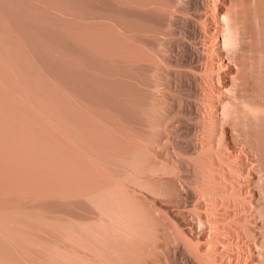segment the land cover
I'll list each match as a JSON object with an SVG mask.
<instances>
[{
  "label": "bare ground",
  "instance_id": "1",
  "mask_svg": "<svg viewBox=\"0 0 264 264\" xmlns=\"http://www.w3.org/2000/svg\"><path fill=\"white\" fill-rule=\"evenodd\" d=\"M21 1L25 2V4L32 3V14H30L28 10H25V8L21 10L23 12L19 13L18 10H13L12 5H10L12 8H10V6L2 8V5L0 4V11L2 10L6 12L4 14V19L7 20L8 23L6 24V28H10L12 32L19 36L18 42L22 45V49H24L25 54L29 52L34 53L38 50V65L40 69L36 77L39 76L40 78L42 77L41 79L44 78L46 83H53L55 81L56 84H54V86L57 85L55 87L57 89H72L83 92L81 90L88 89L89 86L96 87V85L91 83V81L95 82L100 74L97 76V71L94 70L93 66L80 62L77 55L74 60L66 59L65 55L68 51L72 54L74 53L72 56L73 58L75 54H80L84 57L96 55L98 61L105 66L112 68L117 64L113 61V58H110L111 53H109V49H104L105 58L99 57L97 56V51L94 52L93 48H91L92 50L89 49L91 46L88 47L87 45L86 47H83V45L73 43L71 39H69L66 35H63L62 30L60 33V30H57V28L55 29L56 31L50 28L53 24H57L61 25V27L67 26L66 28H68V25H71L70 29H72L75 27L73 24L77 25L81 22L82 25V23L84 24L83 21L92 19L80 16L79 12H77L78 9L75 10L72 4V7H66V4L64 7H61L59 5L62 3H58V5L57 2H54V5H50L46 3L47 0ZM126 2L129 7L132 6V4L139 7L138 9H135L134 7L128 8L127 13L131 16H141L146 21V25L143 26V30H140L143 34L135 33L134 31H137L136 29L129 31L122 27L115 21V17L110 15V10H107L110 14L107 15L108 17H105L109 20L101 22L102 24L109 23V25L113 26L115 29L114 32H117L121 36L125 37L128 43L135 40V37L137 38L138 35L135 34H139L140 36H138V41H140V43L142 42L141 44H144L146 48H148L150 44H152L150 38H155L156 41L154 43L157 52L156 54L161 56L160 61L157 64V70L160 74L157 75L156 72V83L160 89L161 95H155L151 111L138 107V104L133 101V97H131V95H128L125 99V103H123L127 109L129 124L131 125V128L133 126L136 129L135 132L137 134V140L134 135L128 134L131 136L128 139L129 143L127 145V149L124 151H118L116 156L119 159L125 160L131 164V171L127 174L138 175L139 179H136L138 180L137 182L145 188H148L144 184L146 183V179H143L141 175L144 174L145 170L150 173L155 172L157 170L155 165H157V167L159 165L163 171H168L170 179L164 183L165 188L160 190L156 187L154 188L153 183L150 184L153 189L148 188L153 193L157 195H164L167 198L171 196L173 197L172 193L174 189L177 192L175 201H170L169 203H165V205L161 203V207L151 206L154 216L166 224V231H163L162 233L164 244L160 247H175L173 250L171 249L172 251L168 249L169 258L172 260L171 262L173 264H224L214 259L213 247H222L233 250L225 251L226 253H232V256H228V263L235 260L233 254H235V256L236 254H239L236 259L238 263L241 262V264H248V261L250 260L251 264H264L260 261V257L262 258L261 247H264V238L257 229L261 226L255 222L256 214L262 210V205L260 204L262 192L255 187L257 183L255 172L259 169L255 167L251 158V147L242 145L238 139L239 136H235L229 128L225 130L224 126V122L228 120L227 118H230V114H232L231 112L234 110L237 113V111L232 108H234L233 104H235V101L240 99L237 83L241 78L240 68L242 66L244 44L248 39L245 20L241 19L239 12H233L232 9V6L237 4L235 3L236 0H126ZM19 3L21 4V2ZM73 4H75V2ZM69 5L70 4H68V6ZM178 17H182V20ZM42 20L43 23L41 22ZM46 22H53V24L48 26L49 23ZM87 24L90 25V23ZM98 24H100V21ZM78 26L79 25H77V27ZM100 26L103 25L100 24ZM163 28H167L166 33L163 32ZM31 36L33 38H31ZM34 42H36L37 47H35ZM176 42L178 44H176ZM5 55L8 56L7 60L12 58V62L10 61V63L13 65V68L17 69L20 74L18 75V78L20 77V82H22L24 86L22 87L19 85L16 80L14 81L17 83L12 84L10 81L3 78L1 73L0 94H5L6 97L12 100L11 105L14 103V105L19 107V109L23 110L19 120L22 119L23 122L29 123L30 128L33 125L34 127L32 128H35L34 131H37L38 135L39 133H43L47 136L46 140L49 138H55V140H58L63 147L70 151L72 150L79 155H82V153L85 155L86 151L88 153V149H91L92 147L83 141V133L80 131L81 129H78L79 127L77 125L78 121L80 122L82 119L77 120L76 118H80L77 114L81 112L80 110H82V107L85 108L82 101L85 97L88 99V96H85L82 93L80 96L78 94L76 98L79 103L81 102V105L78 106V102H75L73 105H71V102L69 103L70 106L67 115L71 118H65L64 115L59 118V114L56 115L55 112V107L58 106V103L54 102L56 99L55 97L47 95L48 97L51 96L50 98L46 97L49 99V102L41 95L42 98L37 97L38 99H42L38 103H33L29 99L27 89L25 88L28 86L27 84L29 80L25 77V75H28L27 77H29L32 73L26 69L27 66H23L25 64L22 60H19V58L15 59L16 54H14L8 48L7 44H4V41H1L0 39V57H5ZM174 61L176 63L185 64L188 69L183 73L174 72L170 67V64H173ZM8 63L9 62L7 61V63L4 64H7L8 66ZM4 64H2L3 67H5ZM3 67L1 68L3 69ZM192 74L196 79L195 82L201 88V92L205 98L201 103L196 104H194V102L192 103L189 97H187V99L183 98L185 105L180 111V115L183 116L185 120L193 114L197 115V119L200 120L199 125H201V133L197 141L188 139V137H174V131L178 130V128H186V121L182 120L179 124L177 123V126L176 124H174V126L172 124L173 121H171L172 113L168 112L166 109V107L172 106L173 99L168 96H171L170 93H172V91L174 94L177 93V87L179 85L178 82H181L180 80L183 79L187 80L188 77L192 76ZM109 76L112 75L109 74ZM30 77H33L32 79H34V76L31 75ZM47 78L50 79V81L47 80ZM32 82L34 83H32L34 87L36 86V83L39 85V82L37 81L34 82L33 80ZM102 82L104 81L102 80ZM123 82L128 87V93L136 92V88L140 87V84L143 85L141 79L139 80L132 76H127V79ZM29 83H31V81ZM48 85H50V83ZM54 86L52 84L53 88ZM38 87L40 89V86ZM141 87L142 91H148V88H144L143 86ZM41 93H45V91H41ZM35 94L38 95L39 93L35 91ZM46 94L49 93L46 92ZM52 97L55 98L53 101L50 100ZM45 100L49 103L47 101L45 102ZM51 101L56 103V105H52L53 103ZM237 102L239 103L240 101ZM2 104L3 103H1V105ZM4 106H7L6 103ZM254 108L257 109L258 107L256 106ZM4 110L2 109V111ZM28 112H31V114L29 115ZM87 113L90 116L89 112ZM13 114L15 117L18 116V112H16V110ZM50 116H52V119H49ZM83 116H85L86 122L90 120V117H93V115L88 118L86 117L87 115ZM96 117L95 120L94 117L92 118L95 122L99 119ZM68 120H70V122ZM138 121H140V123H138ZM18 122L20 123V121ZM101 123L96 122L95 125L100 126ZM219 124L221 127V138L216 137L217 134H215ZM68 126H70L69 129H71V127L74 129H72L74 134V137L72 138H70L65 131V129L68 131ZM26 127H28V124ZM105 127L107 128V126ZM115 127L118 128L117 126ZM30 128H26V131ZM1 129L3 130L2 133L6 131V137L8 135V137L11 138L9 135L13 132H7L8 128L6 126L4 128L1 127ZM28 132L33 133L30 130ZM90 132L91 131H89V133ZM146 133L153 135V138L147 139L144 136ZM71 134L72 133H70V136H72ZM13 136L14 135H12V138ZM40 138L38 137V139ZM176 141L180 142L182 146L185 144L184 148L176 147L174 144ZM29 145L27 144V147L29 148L34 146L33 144ZM58 145L56 144L57 148L54 145L56 150L58 148H62ZM162 150H166V152H162ZM72 151V154H68L69 151L65 150L69 156L73 157ZM214 152L218 154L217 158L213 160L210 166L205 167L203 165L204 161H206L209 154ZM25 153H28V151H25ZM15 154H17V152H15ZM21 154L22 153H18L17 156L19 155V157H23ZM30 154L31 153L29 152V156ZM59 154L61 156V153ZM59 154L55 153L52 155L51 162L55 165L52 166L50 164L52 166L51 168L49 165L51 169L47 166V163L45 164L47 161L42 160L43 165L41 162L39 172L35 171L33 174L37 177L36 179H38L39 176L42 179L44 178V175L47 176L49 174H47L46 170L50 169V172L52 171V173L48 175V179L45 178L46 181H48L46 186V183L43 185L41 180L37 181L40 183V185L36 184L37 187H33L32 185L30 186L29 183L24 181L29 180L27 174H31V170L36 169V167H34L36 163H33L34 166L30 163V173H26L28 170H23L27 167H21L19 172L21 173L23 170L21 173L23 176L21 177H16L17 174L13 175L11 170L8 168H6L4 172L0 170V204L11 207L14 205H23L27 201L44 197L65 198L72 196L74 199L76 197V199L81 200L85 195L78 188L82 186L79 183L81 180L84 182L85 179L83 178L85 177L82 175V179L75 178L73 180L71 179L72 177H70L71 174L78 177L77 175L80 173V167L77 162L78 160H76L75 157L74 160L70 161L71 157L67 156V154L65 155V160H68V157L70 159L68 160V163H70L67 165L70 175L68 176L67 168L64 165L65 163L61 165V160L55 157V155L59 156ZM143 154L149 155L147 160L148 164H143V167H137V161ZM23 155L26 156L24 153ZM110 155L114 157L112 154ZM160 155L166 157L167 161L160 159ZM184 155L187 158H183ZM221 155L227 157L228 165L229 162L232 163L238 161L237 163L240 165L239 178L235 177L232 179L229 178V176H226L223 169V165L226 164V161L223 160ZM7 156L8 154L5 157ZM36 156L38 155L36 154ZM45 156L47 155L45 154ZM95 157H98V154H95ZM33 158H35V156H33ZM43 158L45 159V157ZM25 160H23L24 162L22 161L24 164L26 163ZM36 160L32 162H36ZM3 161V158H0V164L3 163ZM11 161L12 160H10V163L12 164ZM4 162L8 163L7 161ZM185 162L193 164L196 167L198 172V180L196 182H190V178L181 174L180 169L185 165ZM6 163L5 166H8ZM80 164L82 165V163ZM45 165L48 167L47 169L44 168L46 167ZM91 165L93 167L89 171V174L93 176L94 173L96 174V171L98 172V166L95 167V163L93 162ZM256 165L258 166V164ZM251 167H253V170ZM255 168L256 171L254 170ZM82 169L85 168L83 167ZM246 174L248 175L245 178ZM33 175L32 177L35 179ZM67 177H70L71 180ZM103 177H100L99 175L98 180L99 182H104L106 185H109L107 191L112 192L117 189L118 191L125 190L128 192V186L126 187L124 184H114L113 182L110 183V178L106 181ZM86 179L87 180L85 182L88 183L91 180V177L89 176ZM66 184L70 188L69 192H65L62 188V186H65ZM86 186L87 185H84V188L82 189H86ZM102 186L104 187L105 185L102 184L101 187ZM86 190H89V188ZM105 190L106 188L101 189L99 192L103 193ZM94 191L96 190L94 189ZM97 192L98 191H96V193ZM132 192L137 193V189ZM89 194L90 193H88L87 196ZM237 216H240L243 221L252 224L250 228H247V232H243L244 230L241 228L228 223L230 221L233 222L234 220L235 222L240 223L236 220ZM137 238L141 243H143V239L140 235L137 234ZM170 244L172 245L170 246ZM201 247H204V249L201 250ZM254 251L256 253H254ZM240 253H244L245 255H241ZM250 254H252L255 258H251Z\"/></svg>",
  "mask_w": 264,
  "mask_h": 264
},
{
  "label": "rangeland",
  "instance_id": "2",
  "mask_svg": "<svg viewBox=\"0 0 264 264\" xmlns=\"http://www.w3.org/2000/svg\"><path fill=\"white\" fill-rule=\"evenodd\" d=\"M19 2H21V4ZM54 2H57V4L62 3L60 5L58 4L61 7H64L65 4L66 7H72V4L75 10L78 9L77 12H79L80 16H85L92 19L83 21L84 24L82 23V25L81 22L78 24L76 23L79 25L78 27L77 25L73 24L75 27L72 29H70L71 25H68V28H66L67 26L61 27V25L57 24H55V26L53 22H46L50 24H48V26L53 24L54 27H50L51 29L55 30L57 28V30H60V33L62 30L63 35H66L73 41V43L83 45V47H86L87 45L88 47L91 46L89 49L93 48L94 52L97 51V56L99 57L105 58L104 49H109L108 51L111 53L110 58H113V61H115L117 64L112 68L105 66L98 61L96 55H93L94 57H84L80 54H75L73 58L72 56L74 53L72 54L70 51H68L65 55L66 59L74 60L77 55L80 62L93 66L94 70L97 71V76L99 74L100 75L98 76V79L96 78L97 80L95 82L91 81V83L96 85V87L89 86L90 88L88 87V89L81 90L83 92L72 89H57L55 88L57 85L54 86V84H56L54 79V82L52 83L48 82L47 80L50 81V79L47 78V80H45L48 83H46L44 78L41 79L42 77H36L40 69L38 65V50L34 53L29 52L25 54L24 49H22V45L18 42L19 36L12 32L10 28H6V24H8L7 20L4 19V14L6 12L2 10L0 11L1 41H4V44H7L8 48L14 54H16L15 59L19 58V60H22L25 64L22 65L24 67L27 66L26 69L32 73V76H34V79H32L33 77L31 78V75H29L31 79L30 80L29 77H27L28 75H25V77L29 80H27L28 86L25 87L27 89L29 99L33 103H38L42 99H38L37 97L40 98L41 95L44 97V99L53 96L56 99L52 97L50 100L53 101L55 99L54 102L58 103V106L55 107L56 111L54 110L56 115L59 114V118H61L63 115L65 118H71L69 115H67V112H69V103L71 102V105H73L75 102L79 103L76 96H78V94L80 96L82 93L83 95L88 96V99H86V97V100L83 99L82 103L85 105V108L82 107V110L80 111L82 113L89 112L90 116L93 115L94 120L98 115L97 117L99 119L96 122H102V126L95 125L96 122L92 119L93 117H90L88 113H83V115H87V118L90 117V120L88 119L89 121H87V125L85 116H83L81 112V114H77V116H80V118L74 116L77 118V120L84 119L83 121H78V129H81L80 131L83 133V141H85V143H87L93 149H88V153L86 151L85 155L83 153L82 155H79L71 150L73 152V157H71L68 155L72 154L71 151L63 147L58 140H55V138H49L50 140L47 139V141L46 135L43 133H39L38 135V132L34 131L35 128H32L34 127L32 123L31 130L29 123L23 122L22 119L19 120L23 110L19 109V107L14 105V103L11 105L12 100L6 97L5 94H0V100L1 103H3L2 105L0 103V153L2 154V156L0 154V158H3L4 161L8 162L6 163L3 161V163L0 164L1 171L4 172V170L8 168L11 170L13 175L17 174L16 177L23 176V174H21L23 170H28L26 173H30L32 171L31 174H27L29 180L24 181L29 183L30 186L32 185L33 187H37V185H40V183L37 181L41 180V183L43 185L46 183V186L48 181H46L45 178H49L48 175L52 173V171L50 172V169L55 165L51 162L52 155L55 153H61V156L59 154V156L55 155V157L61 160V165L65 163L64 165L67 168L68 176H70L67 166L70 163H68V160L71 159L70 161H72L76 157L80 167V173L77 175L78 177H75L72 174L70 177H72V180L75 178L82 179V175L85 177L83 178L85 179L84 182L81 180L79 183L82 185L80 186L81 189L80 187L78 188L85 195L81 200L76 199V197L74 199L72 196L65 198L44 197L27 201L23 205H14L11 207L0 204V264H173L171 262L172 260L169 258L168 249L173 250L175 247H160L164 244L162 233L163 231H166V224L154 216L151 206L161 207V203L165 205V203L175 201L177 192L174 189L172 193L173 197L171 196L167 198L161 194L157 195L148 189H153V187H156L159 190L165 188L164 183L170 179L168 176V171H163L159 165L158 167L155 165L157 168L155 172L150 173L149 171L145 170L144 174H141L143 179H146V183L144 184L148 188H145L144 186L142 187V185H139L137 182L138 180L136 179H139L138 175L127 174L129 171H131V164L125 160L119 159L116 156L118 151H124L127 149V145L129 143L128 139L131 136L128 134L134 135V137H136L135 139L137 140V134L135 132L136 129L133 126L131 128V125L129 124L127 109L124 106L125 99L128 97V95H131V97H133V101L138 104V107L151 111L155 95H161L160 89L156 83V72L157 75L160 74V72L157 70V64L159 63L161 57L159 54H156L157 52L154 43L156 40L155 38L151 37V35L150 40L152 41V44H150L148 48H146L144 44H141L142 42L140 43V41H138V36H140L139 34L142 33L140 30H143V26L146 25V21L141 16H131L127 13L128 8L134 7L135 9H138L139 7L135 4H132V6L129 7L126 0H47L46 3L54 5ZM74 2L75 4H73ZM235 3L237 4L232 6L233 12H239L241 19L245 20L248 39L246 40L243 49L244 54L242 58V66L240 68L241 78L237 83L238 94L240 97V99L237 101L240 102L238 103L235 101L236 105L233 104L234 108H232L235 109L237 113L233 110V112H231L232 114H230V118H227L228 120L224 122V126L225 130L229 128L235 136L240 137H238V139L242 145L251 147V158L255 167L259 169L257 171L256 168L254 169L256 171L255 176L257 177V183L255 187L262 192L260 197L262 210L256 214L255 222L261 226L257 229L264 238V0H236ZM0 4L2 5V8L12 5L13 10H18L19 13L23 12L21 10L24 8L25 10H28L30 14H32L31 11H33L31 9V6H33L32 3L25 4V2H22L21 0H0ZM68 4L70 5L68 6ZM12 6H10V8H12ZM107 10H110L109 12L111 14ZM109 14L113 15L115 17V21L125 29L129 31L136 29L137 31L134 32L139 33L135 34L138 35L137 38L135 37V40L128 43L125 37L121 36L117 32H114L115 29L113 26L109 25V23L102 24L101 21L109 20L105 18L108 17L107 15ZM178 18L182 20V17ZM99 21L103 26L98 24ZM41 22L43 23V20ZM46 23L44 24L47 25ZM87 23H90V25ZM166 31L167 28H163V32L166 33ZM31 38L33 37L31 36ZM176 44L178 43L176 42ZM34 45L37 47L36 42H34ZM7 57L8 56L6 55L5 57H0V74L2 73L3 78L10 81L12 84L18 82L19 85L23 87L24 85L22 82H20V77L18 78V75L20 74L10 63L12 59L10 58L11 56L9 57L10 60H7ZM7 61L10 63H8L9 67L7 64H4L7 63ZM2 64H4L5 67H3ZM1 67H3V69ZM170 67L176 73H183L188 69L185 64L176 63L175 61L173 64H170ZM109 74L112 76H109ZM127 76H132L139 80L141 79L143 85L140 84V87L136 88V92L128 93V87L123 82L127 79ZM101 79L104 82H102ZM33 80L34 82H39V85L36 83V86H40V89L39 87L37 88L36 86L34 87V85H32ZM195 80L196 79L193 74L191 77H188L187 80H180L181 82H178L179 85L177 87V93L174 94L172 91V93H170L171 96H168L169 98L173 99L172 106L166 107L167 111L172 113L171 121H173V125L176 124L177 126L182 120H185L183 116L180 115V111L185 105L183 98L187 99V97H189L191 102H194V104L201 103L205 98L201 92V88L195 82ZM30 81L31 83H29ZM49 83L50 85H48ZM51 83L55 89L52 87ZM141 86L148 88V91H142ZM35 91L39 94H35ZM41 91H45V93H41ZM46 92L49 94H46ZM47 95L51 96L48 97ZM47 100L49 101V99ZM47 100H45V102ZM5 103L8 107L4 106ZM56 103H53L52 105H56ZM79 105H81V102L78 104V106ZM256 106L258 107L257 109L254 108ZM2 109L6 110L2 111ZM15 110L18 112L17 117H15L13 114ZM49 113L51 114L50 111ZM28 114L30 115L31 112H28ZM49 119H52V116H50ZM92 120L95 122V124ZM18 121H20L21 124ZM68 121L70 122V120ZM185 121L186 128H178V130L174 131V137H188V139L197 141L201 133V125H199L200 120L197 119V115L193 114L189 118H186ZM138 123H140V121H138ZM27 124L28 127H26ZM5 126L8 128L7 132H13L10 133L9 136L12 138V135H14L15 137L13 136L12 139L9 138L8 135L6 137L5 130V132L2 133L3 130L1 127L4 128ZM105 126H107V128ZM26 128H30L28 131L30 130L33 133L26 131ZM67 128L68 131L66 129L65 131L69 137H74L72 132L73 128L71 127V129H69L70 126ZM115 128L118 131H116ZM112 129L115 130L116 133ZM89 131L91 132L89 133ZM70 133H72V136H70ZM215 134H217L216 137L221 138L222 135L220 124ZM37 135L39 138H41L38 139ZM144 136L147 139L153 138V135H149L148 133L144 134ZM27 144H33L35 146H33L34 149L32 146L31 148L27 147ZM56 144H59L58 146L62 148H58L56 150ZM174 144L178 148H184L185 146V144L182 146L178 141L174 142ZM54 145L56 148H54ZM55 150L59 152H56ZM65 150L69 151L68 154L65 152ZM25 151H28V153H25ZM15 152H17V154L22 153L21 155L23 157H19V155L17 156ZM29 152L31 154L33 152V154H30L29 156ZM162 152H166V150H162ZM6 153L8 154L7 157H5L7 155ZM23 153L26 156H24ZM36 154L38 156H36ZM45 154L47 156H45ZM66 154L71 158L69 159L68 157V160H65ZM95 154H98V157H95ZM110 154H112L114 157H112ZM217 155L218 154L216 152L209 154L203 165L205 167L210 166L213 160L217 158ZM33 156H35V158L37 157V160L33 158ZM42 156L45 157V159ZM148 156L149 155L147 154L141 155L136 166L143 167L144 165H147ZM221 157H223V160L226 161V164L223 165L226 176H229V178L232 179L235 177L239 178L240 165L237 163L238 161L232 163L229 162L228 165L227 157L224 155H221ZM159 158L167 161L166 157L164 156L160 155ZM183 158L187 157L184 155ZM22 159H26V165L23 163L24 161ZM10 160H12V164L10 163ZM35 160L36 162H32ZM42 160L47 161L45 164L47 163L48 167L50 164L52 166L50 165L51 168L49 167L50 169H47L48 167L45 165L46 167L44 168L47 169L46 172L49 174L47 176L44 175V178L42 179L37 174L40 179H36L37 177H35L33 174L35 171L39 172ZM92 162L95 163V167L98 166V172L96 171V174L94 173L93 176L89 174V171L93 167L91 165ZM5 163L8 164V166H5ZM30 163H36L35 166L34 164L33 166L36 167L37 170L32 169L30 171ZM80 163H82V165ZM256 164H258V166ZM23 166L27 168L23 169L21 173H19L20 168ZM83 167L85 169H82ZM252 168L253 167H251V169ZM106 172L109 173L107 174ZM180 172L183 176L190 178V182H196L198 180V172L193 164H188L185 162V165L180 169ZM32 175L35 177V179L32 177ZM99 175L100 177L105 175L103 178L106 181H108L110 178V183L113 182L114 184H124V186H128V192L125 190L118 191L117 189L113 190L112 192L107 191L109 185H106L104 182H99ZM247 175L248 174L245 175V178ZM89 176L91 177V180L87 183L85 181ZM70 177L67 178L70 179ZM151 183H153V187L150 185ZM102 184H104L106 187H101ZM66 185H63L62 188L65 192H69L70 188L68 185V187ZM84 185H87L86 187L89 188V190H86L87 188L82 189L84 188ZM105 188V192H99L101 189ZM94 189L99 193H96ZM136 189L137 193L132 192L136 191ZM88 193L91 195L89 194L87 196ZM236 220L240 223L235 222V220L228 223L241 228L244 230L243 232H247V228L252 226L251 223L243 221L240 216H237ZM137 234L141 236L143 243L138 240ZM171 245L172 244H170V246ZM213 248V257L220 263L241 264V262L238 263L236 260L238 258L237 255L239 256V254H236V256L233 254L235 260L231 263H228V256H232V253H226L225 251L233 250L222 247ZM200 249L203 250L204 247H201ZM261 252L262 258L260 257V261L264 263V247H261ZM254 253L256 252L254 251ZM240 254L245 255L244 253ZM250 256L251 258H255L252 254H250ZM248 264H251L250 260L248 261Z\"/></svg>",
  "mask_w": 264,
  "mask_h": 264
}]
</instances>
